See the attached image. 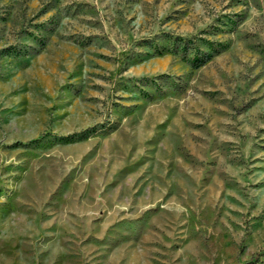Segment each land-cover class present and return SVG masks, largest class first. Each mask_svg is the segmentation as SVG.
Listing matches in <instances>:
<instances>
[{"label": "rangeland", "instance_id": "374dc122", "mask_svg": "<svg viewBox=\"0 0 264 264\" xmlns=\"http://www.w3.org/2000/svg\"><path fill=\"white\" fill-rule=\"evenodd\" d=\"M257 253L264 0H0V264Z\"/></svg>", "mask_w": 264, "mask_h": 264}, {"label": "trees", "instance_id": "16d2710c", "mask_svg": "<svg viewBox=\"0 0 264 264\" xmlns=\"http://www.w3.org/2000/svg\"><path fill=\"white\" fill-rule=\"evenodd\" d=\"M170 45L173 46V48L177 51V50H183L185 53H189V54H193L195 58V60H198L199 62L197 63L198 65L203 64L204 62H206L209 59V54L208 53H202L201 51H199V49L196 47V45L188 40V39H184L182 37H170ZM260 256V253L255 254L254 256H252L249 260L244 261L241 264H251L254 261L258 260Z\"/></svg>", "mask_w": 264, "mask_h": 264}]
</instances>
